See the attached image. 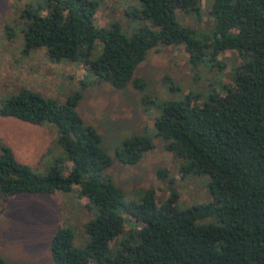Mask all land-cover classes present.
Masks as SVG:
<instances>
[{
  "label": "trees",
  "instance_id": "trees-1",
  "mask_svg": "<svg viewBox=\"0 0 264 264\" xmlns=\"http://www.w3.org/2000/svg\"><path fill=\"white\" fill-rule=\"evenodd\" d=\"M97 7V0H47L26 8L21 52L43 49L51 62L82 63L90 84L130 85L138 92L145 82L134 71L158 46H182L193 67L219 51L237 56L221 92L201 103L189 96L162 103L153 137L130 136L113 150L116 162L134 166L154 139L161 140L166 152L184 161L182 173L207 176L210 201L179 209L174 193L159 201L148 190L138 202H126L104 175L112 158L101 136L77 112L80 94L60 103L25 89L2 102L0 117L51 125L63 155L38 175L1 147L0 197L74 191L91 210L82 247L73 246L68 228L50 237L52 264H264V0H210L206 34L177 22V14L198 17L200 0H138L133 17L148 25L130 35L117 25L95 24ZM166 174L160 169L156 178ZM124 215L136 227L129 235L135 242L116 243ZM210 217L216 224H198ZM0 264L16 263L0 258Z\"/></svg>",
  "mask_w": 264,
  "mask_h": 264
},
{
  "label": "rangeland",
  "instance_id": "rangeland-1",
  "mask_svg": "<svg viewBox=\"0 0 264 264\" xmlns=\"http://www.w3.org/2000/svg\"><path fill=\"white\" fill-rule=\"evenodd\" d=\"M46 2L0 1V105L23 89L60 103L78 93L77 112L86 124L96 129L102 149L112 158L104 175L123 191L126 202H138L146 191L152 190L159 201L174 193L179 209L208 203L207 176L182 173L184 161L166 152L161 140L154 139V148L134 166L116 162L113 150L130 136L153 137V120L160 113L162 103L186 96L201 103L208 94L221 92L231 77L237 56L219 51L211 58L208 52L193 67L182 46H158L134 71V77L145 82L142 92L130 85L116 90L106 84H90L92 76L82 63L51 62L43 49L28 54L21 52L24 11L29 7H44ZM97 4L95 24L98 26L117 25L122 33L130 35L139 26L148 25L133 17L138 0H97ZM209 4L210 0H200L198 17L177 14V22L197 33H208L212 29ZM143 95L144 103L140 101ZM54 131L48 124L35 126L0 117V149L8 148L16 162L35 174L45 175L54 158L63 155ZM160 169L167 172L163 181L156 178ZM92 216L74 191L23 194L7 200L0 197V258L16 264H52L48 245L54 232L68 228L73 235V246L82 247L88 241L83 225ZM123 218L125 230L116 243L126 239L135 242L129 235H133L136 227L129 224L127 215ZM198 224H216V221L210 217Z\"/></svg>",
  "mask_w": 264,
  "mask_h": 264
}]
</instances>
